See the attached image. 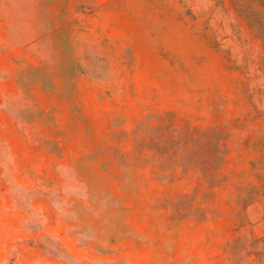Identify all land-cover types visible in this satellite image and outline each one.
<instances>
[{
	"label": "rangeland",
	"instance_id": "rangeland-1",
	"mask_svg": "<svg viewBox=\"0 0 264 264\" xmlns=\"http://www.w3.org/2000/svg\"><path fill=\"white\" fill-rule=\"evenodd\" d=\"M0 264H264V0H0Z\"/></svg>",
	"mask_w": 264,
	"mask_h": 264
}]
</instances>
